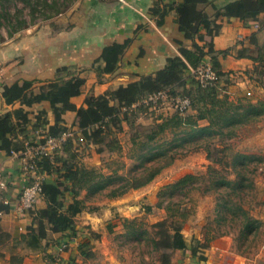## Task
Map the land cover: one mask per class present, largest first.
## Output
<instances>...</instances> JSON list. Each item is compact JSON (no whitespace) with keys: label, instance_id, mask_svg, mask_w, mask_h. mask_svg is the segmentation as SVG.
<instances>
[{"label":"trees","instance_id":"obj_1","mask_svg":"<svg viewBox=\"0 0 264 264\" xmlns=\"http://www.w3.org/2000/svg\"><path fill=\"white\" fill-rule=\"evenodd\" d=\"M24 1L30 4L29 0ZM208 3L209 0H184L177 5H157L153 9V14L159 17L157 24L161 26L165 17L170 12H175L179 29L185 39L193 43V50L180 43V55L169 58L157 73L109 90L103 95H90L86 99V107L78 108L72 102L73 98L82 95L86 84V79L77 75L75 68H59L55 80L37 88L35 82L27 80L4 85L2 96L6 105L20 104L21 107L0 115L1 153L7 156L22 155L27 151V144L44 143L45 137L60 138L69 132L73 136L52 156H42L38 159V174L44 177L42 195L35 209L25 212L29 222L23 232L19 236L6 232L0 220L1 260L7 264H24L28 254L44 253L47 264H74L75 258L64 260L61 254L69 252L72 242L79 238L77 218L83 213H95L100 209L97 205L90 206V203L104 198L115 200L130 191L142 189L173 165L179 156L196 150L206 151L207 159L212 163L208 172L203 176L186 175L164 187L158 195L159 202L156 207L167 212L173 221L171 228H174L177 220L185 223L193 215L192 209L185 204L184 199L192 192L202 190L197 183L203 180L206 184L203 192H212L217 196V224L229 225L234 229L242 245L250 243L251 238L254 241L259 237L262 222L250 214L241 199V194L252 187L247 184L245 177L252 158L235 154L230 163H227L226 156L220 159L217 156L225 153L226 142L237 137L241 129L264 122V96L252 102L232 99L226 89L221 90L225 81H231L233 73L222 71L219 55L227 56L233 50H214L212 39L219 31L220 25L216 21L206 19L203 11L199 9L201 5ZM53 5L50 8H56V5ZM47 6L49 7L48 4ZM55 11L56 14L62 13L59 7ZM263 14L264 0H237L219 11L217 17L222 15L248 21L257 20ZM203 29L206 31L205 35L201 33ZM21 30L22 28L16 29L13 33ZM263 33L264 25L247 39V43L245 41L240 44L236 55L253 62L250 74L257 79H251L264 91V53L262 48H258ZM205 37L210 39L209 42L200 46L198 41H204ZM130 45L131 40H127L104 48L100 58L93 65L99 81L103 76L117 71L121 57ZM256 49L257 57L253 56ZM207 61L217 72L219 81L215 86L203 88L192 74V70ZM180 89L182 92H178ZM162 91L168 92L172 97L189 98L191 107L184 115L172 112L167 116L161 112L159 117L151 119L146 128L140 126L131 137L132 149L129 159L134 163V167L129 173H105L101 169L88 168L77 161L78 149L81 147H95L97 154L106 151L121 153L118 136L126 127H133L135 121L132 122L131 118L140 119L142 114L148 111L154 113L153 111L162 110L161 107L153 108L151 105L139 103ZM43 102H48L52 108L53 125L50 124L46 111L38 112L35 122L32 123L31 113L25 110V107L31 108ZM69 112L75 113L77 118L73 129L66 126L64 119ZM37 136L41 139L38 140ZM215 141L219 144H215ZM228 167L235 171L234 180L225 175ZM1 173L8 184L5 198L9 199L10 185L6 175ZM40 202L43 205L40 206ZM11 207L0 204V213H9ZM146 210L151 212L153 208L150 206ZM119 221L123 228L122 237L141 241L146 235L140 220ZM110 228L113 229L114 226L110 225ZM226 235H230V232L216 235L207 232L204 243L210 244ZM202 243L203 241L197 238L189 242L180 232H175L173 241L165 247L166 250L173 247L185 253L189 252L192 257L206 264L207 257L201 252ZM63 246L66 247L61 251ZM77 249L83 259H91L92 238L82 237ZM169 259L170 255L163 256L164 263Z\"/></svg>","mask_w":264,"mask_h":264},{"label":"crops","instance_id":"obj_2","mask_svg":"<svg viewBox=\"0 0 264 264\" xmlns=\"http://www.w3.org/2000/svg\"><path fill=\"white\" fill-rule=\"evenodd\" d=\"M126 1L127 4L124 5L116 0H79L67 15L62 14L61 18L28 29L25 33H17L12 40L3 44L0 48V115L21 107L20 104L6 105L2 96L4 85L27 80L35 82L37 88L55 80L59 68H75L77 75L86 79L82 95L72 100L78 108H82L86 107L85 102L90 95H103L109 90L134 83L142 77L154 75L166 65L169 58L180 55V43L193 50V43L187 41L179 29L175 12H170L161 26L157 24L159 17L153 14L157 5H177L184 0ZM234 1L237 0H209L207 5L199 7L206 19L216 21L220 25L219 31L212 39L214 50H233L227 56L219 55L222 71L231 74L237 71L241 73L253 67L251 60L238 58L236 53L241 47L240 44L245 41L247 43V39L264 25V14L257 20L248 21L222 15L217 17L219 11ZM201 33L205 35L206 31L203 29ZM127 40H131V45L121 57L117 71L103 76L99 81L93 68L95 61L100 58L105 47ZM209 40L205 37V40L198 41V44L204 46ZM25 110L31 113L32 123L35 122L38 112L46 111L50 124H54V115L48 102L31 108L25 107ZM64 119L69 129L75 127V113H67ZM0 172L6 175L10 185L9 199L16 204L30 179L21 170L20 155L7 156L0 152ZM147 191H150V188L144 193ZM119 202L121 201L99 204L101 207L104 205L99 209L102 214L100 217H113V207ZM79 217L83 226H91L94 230L98 227L97 221L100 220L95 218L96 214L86 212ZM115 218L122 219L118 214H115ZM0 220L2 228L14 236H17V230L26 227L29 222L27 214L14 210L3 214ZM78 226L81 233L83 227ZM82 237L83 234L72 242L69 253L63 256L64 259L76 258L77 263L84 262L77 249ZM201 248V252L207 257L206 264H246V260L234 252L230 237L216 239L210 244L202 243ZM93 250L96 253L102 252L104 259L110 264H122L115 259L113 251L105 242L98 244ZM165 254L170 255L167 263L163 261ZM261 254L264 255V247ZM160 263L204 264L189 252L185 253L173 247L161 254ZM0 264L7 263L0 259Z\"/></svg>","mask_w":264,"mask_h":264},{"label":"rangeland","instance_id":"obj_3","mask_svg":"<svg viewBox=\"0 0 264 264\" xmlns=\"http://www.w3.org/2000/svg\"><path fill=\"white\" fill-rule=\"evenodd\" d=\"M78 1L29 0L30 4H28L24 0H0V48L14 38L17 33L13 32L16 29L22 28L18 33H25L28 29L61 18V15H67ZM53 4L56 5V8H61L62 13L56 14V8H50ZM260 43L261 47L258 48H262L264 53V33L260 37ZM257 49L253 53L255 57L258 56ZM252 69L253 67L241 73L239 71L233 72L231 81H225L221 86V90L226 89V93L232 99H244L252 102L261 99L264 96V91L254 79H251H257V77L250 74ZM178 92H182V89ZM153 112L148 111L142 114V119L131 118L132 122L135 121L133 127H126L125 131L118 136L122 147L121 153L106 151L103 154H97L95 147L88 149L81 147L78 149L77 161L88 168L101 169L105 173L111 171L129 173L134 167V163L129 159L132 149L131 137L141 128L140 126L146 128L151 119L159 117L158 114H161V112L167 116L172 114V111L168 109ZM214 143L219 144L217 141ZM75 145L74 147L77 148ZM225 146L227 150L224 154L218 155V159L226 156L225 161L230 163L235 154L252 158L245 176L247 184L252 185V187L241 194V199L250 214L262 222V229L256 240L253 241V238H251L250 243L242 245L234 229H231L229 225L219 226L217 224V196L212 192L208 194L203 192L206 185L203 180L197 183L202 190L194 191L184 199L185 204L193 211V215L185 223L177 220L174 228H171L173 221L169 218L167 212L156 207L159 202L158 195L164 187L175 183L186 175L203 176L208 172L212 163L207 159V153L204 150H196L179 156L173 165L165 169L150 185L142 189L130 191L125 196L115 200L104 198L101 201L90 203V206L97 205L101 209L104 205L101 207L99 204L109 201H121L118 205H114L113 217H100L102 215L101 210L96 213L89 212L90 214H96L95 218L100 220L97 221L98 227L95 230L91 226H83L81 220H79L80 217H78V225L83 227L79 235L83 234L92 238V250L98 244L105 242L113 251L115 259L119 263L161 264V254L166 251L165 246L173 241L175 232H180L189 242L193 238H201L203 244L207 232H210L211 235L230 232V235L222 237L231 238L234 252L242 256L246 260V264H264V255L261 254L264 247V122L241 129L237 137L226 142ZM213 147L215 148V145ZM225 175L230 180H234L236 177L232 167L225 170ZM149 188L150 191L144 193ZM179 198L183 199V197ZM150 206L153 208L151 212L146 210ZM115 214L120 215L122 219L140 220L146 232L142 240H128L122 237L121 221L115 218ZM110 225L114 228L111 229ZM22 232L17 230L15 235L19 236ZM65 254L62 253L61 257ZM83 261L82 264H105V262L110 264L109 261L104 259L102 252L98 251L96 253L94 250L93 257L88 260L83 259ZM24 264H47L45 254H28ZM74 264H79L76 258Z\"/></svg>","mask_w":264,"mask_h":264},{"label":"built area","instance_id":"obj_4","mask_svg":"<svg viewBox=\"0 0 264 264\" xmlns=\"http://www.w3.org/2000/svg\"><path fill=\"white\" fill-rule=\"evenodd\" d=\"M103 1L107 2L110 0ZM116 1L120 4H127L126 0ZM192 74L203 88L215 86L219 81V76L209 61L192 70ZM140 104L151 105L153 108L161 107L162 110L168 109L172 112H178L181 115L187 113L191 107V101L189 98L172 97L166 91L150 95L142 100L139 105ZM72 136L73 134L69 132L60 138L45 137L44 143L37 142L35 145L27 144V151L20 155V163L22 172L30 177L29 182L23 188L16 204H13L9 199L5 198L8 184L0 172V204L12 206L11 210L16 211L17 213H25L34 210L41 198L44 181V177L38 174V159L42 156H52L54 152L59 150L68 138ZM37 138L38 140L41 139L40 136H37ZM3 214L4 213H0V217H2ZM20 230L23 231V228H20ZM65 247L66 246H63L61 251H63Z\"/></svg>","mask_w":264,"mask_h":264}]
</instances>
